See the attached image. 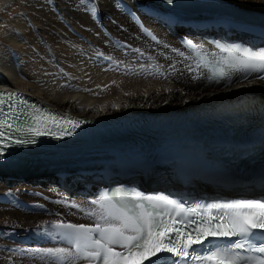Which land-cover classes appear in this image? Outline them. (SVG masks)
Returning a JSON list of instances; mask_svg holds the SVG:
<instances>
[{"label":"snow or ice","instance_id":"6c2138e0","mask_svg":"<svg viewBox=\"0 0 264 264\" xmlns=\"http://www.w3.org/2000/svg\"><path fill=\"white\" fill-rule=\"evenodd\" d=\"M185 43L197 57V66L211 70L210 82L231 85L235 73L249 81L244 87L251 85L253 74L264 80V49L221 45L222 56L216 59L191 39ZM155 71L160 72L159 67ZM83 123L67 112L29 103L20 92H0V156L13 145L35 144L37 137L71 136ZM60 202L93 222L57 219L38 225L37 232L67 245L19 250L44 264H264V200L194 202L186 207L163 194L117 189L114 195L105 190L88 209ZM209 238L227 240L210 244Z\"/></svg>","mask_w":264,"mask_h":264},{"label":"bare ground","instance_id":"6f19581e","mask_svg":"<svg viewBox=\"0 0 264 264\" xmlns=\"http://www.w3.org/2000/svg\"><path fill=\"white\" fill-rule=\"evenodd\" d=\"M11 1L3 0L4 3ZM87 1L90 0H54L55 9L53 11L55 13L47 10L48 8L45 5L33 6L35 10L31 9L32 12H29L31 14L29 16L33 20L36 18L45 23V26L39 25L36 31L41 36H46L47 41L52 44V52L54 53L47 52L45 48L41 47L44 45V42H40L38 43L39 47H33L35 49L33 51H40L41 55L39 56L44 60L42 65L40 63H33L32 66L30 64V67L21 68L18 71L13 65V55L11 56L2 49L0 52L1 89H17L38 100L43 105L71 115L90 119L106 116L117 117L118 115L134 113L161 114L189 112L192 109L199 108L201 105L211 104L215 101H231L236 99L264 101V83L258 81H251V85L247 87L241 85L249 84V81H236L235 84L226 87H212L200 82H191L182 75H170L165 79H144L149 77H138L142 79L126 78L119 80L117 79L121 78L118 77L119 75L114 76L110 73L100 72L99 67L95 65L98 59L93 58L94 53H103L104 51L108 54H111V52L114 54L113 51L115 50L102 35L99 25L127 43L140 45V42L134 37L133 26L128 23L126 17L121 13L120 8H118L116 4L117 0H93L96 10L95 17L89 11ZM221 1L236 6L239 5L238 7L243 9L246 8L241 6H252L256 10H246L264 12V0H246V2H242V0ZM38 20L35 21L39 22ZM21 24H17V30L21 32L25 40L33 43L32 31H29L30 28H27L25 24L24 26L27 29ZM125 29L129 31L125 32ZM156 30L159 34L162 33L161 30L157 28ZM33 31L36 32L35 30ZM7 38L8 43L10 42L13 44L12 46H15L14 43L16 41L12 42L10 39L13 37L9 35ZM20 42L22 43V41ZM9 50H11V47ZM116 53L120 54V52ZM153 79L162 80V82ZM118 81L120 82L117 83ZM113 105L117 107H113ZM251 165L253 163L245 162L239 166L241 170L245 168V173L249 175L237 177L227 175L224 177V180L229 185H234L237 184V182L233 181L235 178L251 179L250 182L243 183V189L249 187L252 180L255 181L254 185L261 184L263 180L258 178V176L254 177L255 172L253 171L255 170H251L249 167ZM137 173L131 172L130 175L134 176L133 178L135 179L137 178ZM33 174L15 175V179H22L24 176ZM149 177H151V174ZM41 178H44L43 183L36 189L23 184H16L8 188L0 187V231L7 229L18 230V227H12V222L17 221L21 224L20 228L22 229L19 230L21 234L15 232L11 234L16 236L28 235L31 241L35 242L38 239H44L45 235H48L36 231L37 226L41 223L57 219L74 222L82 221L76 213H70L65 207L61 209L54 205V208H49L42 204L47 201L38 197L39 193H45L46 196H49L52 199V203H55L54 199H59L60 201L71 200L67 199L68 193L56 187L55 178L51 175L46 174V176ZM149 179L152 181V178ZM157 180L166 183L167 180L171 179L165 178L163 174H159ZM85 183L86 180L84 182L77 181L75 183L77 184L76 188L83 187ZM170 186L173 188L179 187L172 184ZM180 188L192 191V193L197 191L211 192L212 190L207 185L194 182ZM23 191H27L26 194L32 195L33 199L30 196L24 197ZM11 192L18 197L17 200L10 196L9 193ZM26 199L30 201H26ZM44 207L55 211V213L51 216L43 214V212L41 213V209ZM35 209H38V211H35ZM7 239L0 241V264H44L43 261L35 259L32 255L25 257L22 254H17L16 251L20 248L58 247L48 243L38 246L33 244L23 246L14 242L13 239Z\"/></svg>","mask_w":264,"mask_h":264},{"label":"rangeland","instance_id":"374dc122","mask_svg":"<svg viewBox=\"0 0 264 264\" xmlns=\"http://www.w3.org/2000/svg\"><path fill=\"white\" fill-rule=\"evenodd\" d=\"M34 2H36V3H34ZM87 2H88L87 5H88L89 11H90V9L94 7V4H93V2L91 3L90 1H87ZM41 5H45L48 8L47 10H50V11L54 12L53 11V9H55L54 8V6H55L54 0H12L11 2H6V3H4L3 0H0V52L3 49L4 51L8 52L11 56L13 55V58H14V64L13 65H14L16 70L18 69V71L21 68L24 69V68L30 67V64L32 66L33 63H40L42 65V62H44V60L41 59V57L39 56V55H41L40 51L39 50L38 51H33V50H35V49H33V47H39L38 43L44 42V45H42L41 47L45 48L47 50V52H49V53H54V52H52L53 51L52 50L53 49L52 48V44L47 41L46 36H44V35L41 36L36 31L38 29L39 25L40 26H45V23H43L41 20H38L36 18L33 20V18L29 16V14H30L29 12H32V10H35V8H34L35 6H41ZM241 7H244L246 9L256 10L252 6H248V5H244V6H241ZM90 12L94 15L93 17H95L96 10L95 11H90ZM28 16H29V18H28ZM31 18H32V20H31ZM35 20L36 21L38 20L39 22H36ZM18 22L20 24L23 23L21 25L24 26V24H25L27 28H30L29 31H32L31 33H32V36H33V38H32L33 43H31L29 40L28 41L25 40L23 38V35L21 34V32L19 30H17L16 26H17V24L19 25ZM34 24H35V26H34ZM26 27H25V29H27ZM33 30H35L36 32H34ZM9 35H11V37H13V38H10L12 40V42L14 40L17 42V40H18L17 43L14 41L16 43V44L14 43L15 46H12L13 44H11L10 42L8 43V40H7L8 38L7 37H9ZM19 35H20V37H19ZM40 40H42V41H40ZM20 41H22V43ZM10 47H11V50H9ZM22 48H24V49H22ZM30 54H32V55H30ZM22 57H24V58H22ZM19 65H21L22 67L19 66ZM114 76H116V75H114ZM118 77H120V76H118ZM126 78L127 79H136L137 77L136 78H134V77L133 78L132 77H121V78H117V79L122 80V79H126ZM138 79H142V78H137L136 80H138ZM144 79H152V78H144ZM153 80H156V79H153ZM133 81H131V82H133ZM156 81L162 82V80H156ZM119 82L120 81H118L117 83H119ZM128 82H130V81H128ZM43 176H46V174H33V175H29V176H24V177H22V179H18V178L15 179V177H16L15 175L0 176V187L1 188H8V187L14 186L16 184H23V185L31 186V188H33V189H36V188H39L42 185L44 178H41V177H43ZM5 177H11V178H5ZM26 192L27 191H23L24 197L30 196L33 199V196L26 194ZM26 201H30V200L26 199ZM42 204L45 205V206H48L49 208H52V207L54 208V205H55V207H58V208H61V209L64 208V205H62V206L61 205H56L55 203H52V201H50V200H49V202L48 201L45 202V203L43 202ZM35 205H37V204L35 203ZM63 219H67V218H63ZM12 224H13L12 227H18L19 229L18 230H14V229L9 230V229H7L5 231L1 230L0 231V241H2L4 239H7V238H8L7 240L12 239L11 237L9 238V236H6L9 233L15 232V233L21 234V231H19L20 229H22V228H20L21 224L18 223L17 221H13ZM22 232H24V231H22ZM41 236H42V234H41ZM35 259H38V258H35Z\"/></svg>","mask_w":264,"mask_h":264}]
</instances>
